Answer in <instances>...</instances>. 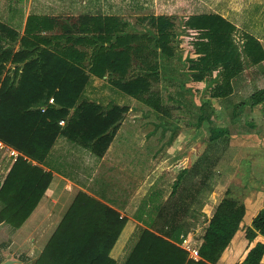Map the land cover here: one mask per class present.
I'll list each match as a JSON object with an SVG mask.
<instances>
[{
	"label": "trees",
	"instance_id": "obj_1",
	"mask_svg": "<svg viewBox=\"0 0 264 264\" xmlns=\"http://www.w3.org/2000/svg\"><path fill=\"white\" fill-rule=\"evenodd\" d=\"M24 18V9L16 5L8 4L0 12V141L4 144L44 164L58 138L65 137L101 159L129 111V107L119 105L107 110L82 98L91 75L103 78L108 70L112 71L113 83L124 93L165 110L161 101L154 98L161 96L150 91L149 79L158 76L159 66L168 68L158 58L173 55L169 43L175 24L166 17H150L153 23L159 22L158 37L124 33L116 28L112 17L81 15L72 24L67 21L63 29L69 42L96 45L88 70L84 66L85 52L75 47L61 51L54 39L62 35L44 36L56 29L62 17L29 15L26 23ZM185 27L197 34L198 57L190 66L191 80L199 83L215 77L210 98L199 108V123L210 124L209 144L230 142L234 135L229 127L215 123L214 100L223 101L226 110L233 109V124H240L242 130V126L255 129L256 118L252 111L246 112V107L253 110L262 104L264 89L256 90L241 103L230 105L229 101L235 91L234 81L247 63L260 65L264 61L260 40L248 32L241 47L235 40L237 25L217 13L193 14ZM156 47L163 48L161 55ZM133 53L142 58L147 73L126 79ZM52 98L55 103H50ZM42 107L46 110L42 111ZM207 107L212 108L207 111ZM62 120L65 125L60 124ZM216 164L203 155L194 168L182 170L171 195L157 206L150 229H143L126 264H217L240 234L249 242L264 238V205L247 223L246 204L231 198L228 190L229 195L218 204L206 227L200 247L202 260L189 259L178 245L203 215L214 189ZM52 179V171H44L20 156L0 189V223L8 224L13 231L20 229L46 194ZM126 223L127 218L118 211L79 192L32 264H116L110 253ZM263 259L264 243L259 241L241 264H263Z\"/></svg>",
	"mask_w": 264,
	"mask_h": 264
},
{
	"label": "crops",
	"instance_id": "obj_2",
	"mask_svg": "<svg viewBox=\"0 0 264 264\" xmlns=\"http://www.w3.org/2000/svg\"><path fill=\"white\" fill-rule=\"evenodd\" d=\"M33 1L35 2L36 0H9L6 6H8V4L16 5L19 8H23L24 12L27 11L25 13L24 23H26L29 15L62 17V15L54 13H32L31 8ZM41 1L44 2L48 0ZM60 1L61 0L58 1L59 5ZM226 1L228 2L225 5L226 10L232 11L217 13L229 19L238 27V24L234 22L231 17L238 16L240 7L237 6L233 0ZM92 15L98 16L96 14ZM250 18V23H252L257 17L251 16ZM262 25L264 27V22ZM252 34L255 35L264 46V29H260L258 33L253 31ZM246 71L248 70H244L234 81L235 91L232 95V99L229 101L230 105L241 103L248 99L256 90L264 89V61L260 65H253L251 67L250 79L245 75ZM112 75V71L110 70L107 71V74L103 78L92 75L82 98L101 104L107 110L115 105H119L129 107V111L108 150L101 159L92 153V155L81 157V159L78 157L76 160L70 159L68 161L69 164L77 165L73 168L74 171L77 170L75 172L76 175L68 174L52 164V158L57 156L56 154L60 152H66L69 158V156H73L74 153H78L77 151H79L74 145H71L72 142L65 137L58 138L54 147L59 144V151L54 152L53 147L44 164L32 161L23 153L6 144L2 143V145H0V189L13 164L20 156L30 161L33 165H38L44 171L53 172V179L46 194L20 229L13 231L8 224L0 223V229L9 231L7 239L0 243V258L8 254V259H4L5 264H32L46 248L51 237L62 222L64 214L79 192L88 194L94 199L118 211L122 217L127 218V223L110 253L111 258L114 259L116 264H126L132 251L139 242L143 229H150L149 225L156 216L157 206L171 195L173 186L179 175L177 173L178 167L172 168L174 164L173 161H171L172 165L167 169L170 176H175L170 190L167 192L169 183H165L166 173L164 172L166 170V165L164 163V151L162 150L163 145L156 139L157 134L159 132L162 133L161 126L155 123V127L147 131L143 122L146 119L145 116L141 114L135 115L132 108L133 106H137V104L144 105L145 103L120 90L113 83L111 79ZM211 83L209 82V84ZM195 84L197 85L196 88H201L207 84V80L199 83L196 82ZM249 84L252 86L251 95L245 97V100H243L244 98L240 99L239 97L249 89ZM118 92H120L121 97L118 96ZM125 96L130 97L133 101L130 100L126 102ZM113 100H118V103H114ZM215 101L216 100H214V102ZM249 110L254 114L257 126L252 130L243 126L242 132L244 133L240 134L239 131L234 133V136L240 139L241 142L240 146H238L239 149L237 150L236 159H234V163L237 164L235 165L236 167L240 166L239 164L242 160H249L253 167H259V165L264 164V102L254 107L253 110L249 107ZM137 118L138 120H136ZM137 121L139 123L138 125ZM63 125H65V122ZM178 142L179 140L177 137L172 142L171 149H169L170 152H174L175 149L178 148ZM177 156L178 154L175 155L176 158ZM165 158L167 159V157ZM57 160L59 161V159ZM90 161L94 162L90 171L94 169L91 172H87L86 164ZM166 162L168 163L169 161ZM177 162L178 161H176V163ZM69 164L67 163L66 165L71 167ZM168 164H170V162ZM231 164H233V162ZM228 188L230 189V187ZM228 188L227 190H229ZM221 196L222 194L220 191L215 192V194L209 198L211 204L207 203V206L204 207L203 215L206 216L208 222L215 212V207H217L223 199L227 198V195ZM263 204L264 203H259L257 206L249 203L246 204L247 223L251 221L252 217ZM208 222L206 226H208ZM196 231L194 227L187 235L195 240ZM205 231L206 228L202 235L203 241ZM203 241L201 243H197L196 241V243L201 247ZM259 241L264 243V238L258 237L254 242H249L245 238V235L242 236L240 234V237L226 249L221 260L217 264H241L248 251ZM178 245L185 250L182 246V241ZM17 252H19L18 255H15ZM244 252L245 255L239 262L235 257L238 256L239 253L243 254ZM188 257L191 259L189 253ZM200 260H202V257Z\"/></svg>",
	"mask_w": 264,
	"mask_h": 264
},
{
	"label": "rangeland",
	"instance_id": "obj_3",
	"mask_svg": "<svg viewBox=\"0 0 264 264\" xmlns=\"http://www.w3.org/2000/svg\"><path fill=\"white\" fill-rule=\"evenodd\" d=\"M8 1L9 0H0V12L7 9L6 5ZM58 1L59 0H48L44 2L41 0L33 1L31 12L62 15V20L56 29L52 32L45 33L44 36L53 38L55 35H62L63 38L61 37L58 40L54 39V45L61 51L75 47L79 51L85 52L87 58L84 61V66L87 70L90 67L92 54L96 49V45H90L88 43L78 45L74 42H69L67 36H65V30L63 29V25L67 21H70L68 24H72L74 21H77V17L81 15L96 14L98 16L101 15L114 18V22H117V26H114L124 33H148L147 35L156 37L159 36V22L156 21L153 23L150 17L164 16L172 21L175 27L170 30L171 40L169 46L173 55L165 59L162 56L158 58V62L161 63L164 61L168 65V68L164 69L162 66H159L158 76L156 75L149 79L151 81L150 91L161 96L154 98L161 101L165 110L157 109L149 103H145L144 105L137 104V106L132 107L135 115L141 114L145 116L146 119L143 122L147 131L153 129L155 123L161 126L162 133L159 132L156 139L163 145L162 150L164 151V163L166 165V170L164 172L166 173L165 183H169L167 192H169L175 177L170 176L167 170L170 165H172L171 161H173L174 164L172 168L178 167L177 173L180 174L186 166L194 168L204 155L205 157L209 156L213 161L217 162L213 171L212 184H214V189L210 196L218 191L221 192L222 196L229 195L227 188L230 187V189H228L230 190L231 198L235 197L243 200L245 204L249 203L255 206L259 203H264V164L259 165V167H253L249 160H242L239 164L240 166L236 167L235 165L237 164L234 163V159H236L237 150L239 149L238 146H240L241 143L240 139L232 135L229 139L230 142L211 145L208 142L210 136L209 122L199 123V108L203 105L205 99L210 98L211 89L215 85L213 82L215 77H209L207 79V84L201 88H196V82L190 78V66L193 64L192 60L198 57L195 47L197 34L193 30L185 27V23L189 16L193 14L202 12H231L232 10H226L225 5L228 3L226 0H61L60 5ZM233 2L240 7L238 16L231 17L232 20L238 24L235 40L238 45L243 47L244 35L246 33H252L253 31L258 33L260 29H264L262 25L264 22V0H233ZM26 12L27 11H25V13ZM251 16L257 17L252 23H250ZM23 32L24 28L21 33L23 34ZM90 36L92 37V35ZM162 49V47H156L155 51L161 55ZM147 53L146 51L143 52V54L146 55ZM156 59L157 57L153 60L157 63ZM252 66V64L247 63L245 68V70H248L245 72L248 79L251 78ZM9 67L10 65H8V68ZM126 71V79H132L147 73L142 58L137 57L135 53L132 54L131 65ZM209 82L212 83L209 84ZM251 92L252 86L249 84V89L239 98H244L243 100H245V97L251 95ZM118 96H120V92H118ZM147 96H151V92H149ZM130 100H132L130 97L125 96L126 102ZM113 101L114 103H118V100ZM223 104L221 100L215 101L214 103L215 113L213 118L215 123L218 126L229 127L232 129L233 133L243 131L240 124L236 126L231 122L233 118V109L226 110ZM211 108L212 107H207V111H210ZM249 111V107H246V112ZM136 120H138V118ZM138 124L137 121V125ZM177 137L179 140L178 148L175 149L174 152H170L169 149H171L172 142ZM58 145L54 147V152L59 151ZM71 145H74L75 148L79 150H76L78 153H74L73 156H69L68 158L66 152H60L56 154L57 156L52 158V164L68 174L76 175L75 172L77 170L74 171L73 168L77 165L69 164L68 161L70 159L76 160L78 157L81 159V157L92 155V152L79 145L73 143ZM176 154H178L177 158L175 157ZM165 157H167V159ZM57 159H59L60 162ZM166 161H169L170 164ZM176 161L178 162L176 163ZM232 162L233 164H231ZM67 163L71 165V167L66 165ZM93 164L94 162L92 161L86 164L87 172H91L94 169L90 171ZM207 203L209 204L210 200H208ZM247 221L248 220H246V222ZM207 222L206 216L202 214L197 219L195 225V231L197 230L195 240L197 243L203 241L202 235L204 229L207 227ZM8 232L9 231L5 229H0V243L7 239L9 236ZM241 235L243 236L244 234L242 233ZM18 253L19 252L15 255H18ZM241 253L235 257L239 262L245 255V252L243 254ZM6 256L0 258V264H5L4 259H8V254ZM14 257L18 258L16 256Z\"/></svg>",
	"mask_w": 264,
	"mask_h": 264
},
{
	"label": "built area",
	"instance_id": "obj_4",
	"mask_svg": "<svg viewBox=\"0 0 264 264\" xmlns=\"http://www.w3.org/2000/svg\"><path fill=\"white\" fill-rule=\"evenodd\" d=\"M50 103H55L54 99H50ZM46 107H42V111H45ZM61 125L64 124V121L60 122ZM3 142L0 141V145ZM4 144V143H3ZM182 246L189 253V256L192 260L199 261L201 259L200 246L197 245L194 239H191L189 235L182 236Z\"/></svg>",
	"mask_w": 264,
	"mask_h": 264
}]
</instances>
